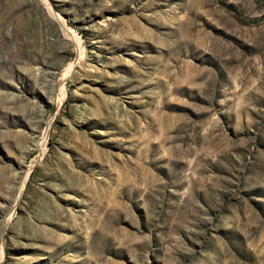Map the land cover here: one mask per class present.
<instances>
[{
	"label": "rangeland",
	"instance_id": "374dc122",
	"mask_svg": "<svg viewBox=\"0 0 264 264\" xmlns=\"http://www.w3.org/2000/svg\"><path fill=\"white\" fill-rule=\"evenodd\" d=\"M0 264H264V0H0Z\"/></svg>",
	"mask_w": 264,
	"mask_h": 264
},
{
	"label": "bare ground",
	"instance_id": "6f19581e",
	"mask_svg": "<svg viewBox=\"0 0 264 264\" xmlns=\"http://www.w3.org/2000/svg\"><path fill=\"white\" fill-rule=\"evenodd\" d=\"M71 67H72V65L69 67V70H68V71H70ZM61 86H62V85H61ZM61 90H62V95H63V89L61 88ZM59 99H60V98H59Z\"/></svg>",
	"mask_w": 264,
	"mask_h": 264
}]
</instances>
